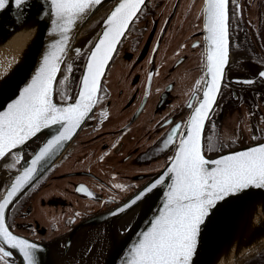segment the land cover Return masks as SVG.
I'll use <instances>...</instances> for the list:
<instances>
[{
    "label": "snow or ice",
    "instance_id": "1",
    "mask_svg": "<svg viewBox=\"0 0 264 264\" xmlns=\"http://www.w3.org/2000/svg\"><path fill=\"white\" fill-rule=\"evenodd\" d=\"M47 3L48 9L42 11L43 15L52 17L49 35L59 38L48 46L39 68L19 91L17 98L0 110V161H5L3 166L6 169H17L23 157L15 150L45 129L56 127L58 131L26 162V167L17 169L18 174L6 190L0 192V264H12L13 250L22 257L23 264H37L40 246L10 231L6 211L15 198L32 184L40 167L72 139L85 120L93 118V110L105 99L102 94L105 90L101 87L105 69L122 38H126L131 25L139 18L146 0H117L102 21L103 31L98 33L94 42L88 43L87 51L73 49L70 41L76 26L103 0H47ZM229 3L230 0H205L206 47L202 76L196 81L187 103L190 110L187 120L175 124L171 120L164 122L173 125L161 141V150L174 148L168 166L128 204L111 213L118 215L157 187L167 184L162 208L150 222V227L140 233V239L131 245L123 264H194L201 232L212 216L247 190L264 189V143L214 159L205 155V152L221 151L222 147H227H218L213 142L215 134L205 137L204 131L219 107L217 99L224 86L225 66L229 62ZM28 4L29 0H0V12L11 5L21 15ZM192 47L199 45L193 44ZM70 52L86 61L75 96L66 89L74 68L68 62ZM58 74L62 79H57ZM154 74L158 73H149V87ZM258 75L264 78V71ZM237 82L255 83L252 79ZM55 94H59L60 103L54 102ZM148 95L146 91L145 98ZM100 115L107 118L109 113L104 109ZM215 127L213 123L212 128ZM257 138L254 133L252 139ZM8 158L11 162H7ZM113 187L123 188L120 184ZM77 191L86 189L80 186ZM86 194L92 195L91 192Z\"/></svg>",
    "mask_w": 264,
    "mask_h": 264
},
{
    "label": "flooded vegetation",
    "instance_id": "2",
    "mask_svg": "<svg viewBox=\"0 0 264 264\" xmlns=\"http://www.w3.org/2000/svg\"><path fill=\"white\" fill-rule=\"evenodd\" d=\"M204 6L205 0H147L139 18L119 45L101 86L105 90L102 93L105 99L95 108L93 118L86 121L70 146L73 156L80 162L76 170L57 177L71 183L74 193L89 201H97L100 209L95 212L122 201L156 174L174 152V148L161 150V141L173 126L164 122L186 121L190 112L187 103L196 81L202 76L204 63ZM108 8L103 9V16ZM229 16V64L217 104L239 103L243 99L249 104L251 101L256 103V93H264V79L258 75L264 69V0H235L234 3L230 0ZM100 22L95 21L89 29L81 30L78 42L83 41V50L87 51ZM193 44L199 47L193 48ZM76 59L79 58L75 57L71 63ZM149 73H158L153 75L150 87ZM248 79L255 83L237 82ZM146 91L149 92L147 98ZM58 95L55 94V100L60 101ZM104 109L109 113L107 118L100 115ZM221 114V108H217L204 131L205 137L215 134L213 142L217 145L216 133L210 124L220 119ZM33 148L30 143L24 151L25 158ZM225 150L228 149L205 154L213 156ZM66 152L62 158L69 157L68 150ZM7 162L11 159L8 158ZM14 171L16 169L0 166V174L7 175L2 186ZM115 184L123 188L113 187ZM80 186L86 191L78 192ZM120 194L124 195L122 200L118 197ZM20 202L16 208L10 209L11 230L55 246L58 237L46 235L47 230L36 227V222L18 224ZM78 221L75 218L66 224L61 221L65 230L57 235L70 230ZM48 223L51 225L52 221ZM252 253L250 258L242 260L243 264H264V244ZM11 259L12 264H16V258Z\"/></svg>",
    "mask_w": 264,
    "mask_h": 264
},
{
    "label": "water",
    "instance_id": "3",
    "mask_svg": "<svg viewBox=\"0 0 264 264\" xmlns=\"http://www.w3.org/2000/svg\"><path fill=\"white\" fill-rule=\"evenodd\" d=\"M116 3L117 0H103V3L100 6H97L91 13H89L84 21L76 26L73 33V39L70 41L73 49L84 48L83 41L78 42V37L83 27L101 10L109 6L104 14V19L115 7ZM144 6L145 5H143L142 8ZM48 7L47 0H29L26 10L21 15H18L17 10L11 5L0 12V41L11 37L19 31H24L26 29L33 30V32L31 30L33 33V43L29 53L25 56L24 60H19L13 66L11 72L3 78L4 80L2 79L0 81V110H3L8 103L17 98L19 91L30 82L31 77L39 68L40 63L42 62V57L47 51L48 46L55 39L59 38L58 36L49 35V31L52 27V17L50 15H43L42 11V9L47 10ZM103 19L94 32L92 42L97 39L98 33L103 31ZM118 47L119 45L117 46V49ZM114 55L115 53L113 54V57ZM74 58L75 55L70 52L68 62L71 63ZM112 60L109 61V64L105 69V75ZM84 64L79 80L85 70ZM228 64L225 66V70ZM260 71H264V69H261ZM58 77L59 74L57 79ZM104 77L101 79V86ZM78 91L79 81L76 93ZM54 102L60 103L55 100V95ZM86 121L87 120H85L81 127L76 131L72 139L69 140L51 159L44 163L42 167H40L32 184L27 186L18 197L15 198L13 204L10 205L9 209L6 211V223L8 226L11 207L19 202L37 183H39L46 173H48L50 168L62 158L85 125ZM57 131L58 129L56 127L45 129L39 133L37 137L28 141L26 145L15 150L20 152L23 157L21 164L18 165L17 169L21 166L26 167V162L30 161L39 148L42 147L48 139L55 135ZM33 141H38V144L31 150L30 155L25 158L24 151ZM259 143H264V140L233 147L213 156L205 155L209 159H214L230 152L245 150L248 147L256 146ZM172 155H174V152ZM1 162L2 161H0V163ZM167 166L168 161L156 174L128 194L122 201L105 210L84 217L75 223L60 239L61 247H54L45 241H37L15 233L11 230L10 226L9 229L15 235L26 238L40 246L41 250L37 252V264H74L70 261V258L72 260L71 247L75 241L86 232H93L96 237V244L98 245L91 264H123L124 258L131 245L140 239V233L150 227V222L162 208L164 199L163 194L167 190V184L157 187L151 193L145 195L144 198L139 200L136 204L127 208L125 211L120 212L118 215H112L111 213L116 211L119 207L128 204L137 193L145 188V186L150 185L156 180ZM17 169L12 172L11 178L7 181L1 192L6 190L14 176L18 174ZM263 211L264 189L251 188L239 198H233L230 200L220 211L212 216L210 223L202 230L199 238L198 250L193 258L194 264H218L226 253L228 256L230 255V257L226 259L225 264H229L233 259L239 258L243 251H249L248 249L254 244L258 245L261 240H264V219L260 220L259 218L260 216H264ZM261 221L263 222L259 225ZM233 249L234 254H231ZM13 252L14 255L12 258H16V264H23L22 257L19 253L15 252V250H13Z\"/></svg>",
    "mask_w": 264,
    "mask_h": 264
},
{
    "label": "rangeland",
    "instance_id": "4",
    "mask_svg": "<svg viewBox=\"0 0 264 264\" xmlns=\"http://www.w3.org/2000/svg\"><path fill=\"white\" fill-rule=\"evenodd\" d=\"M255 12L256 11L254 10L253 13ZM97 15H95L82 30L89 29L88 24L92 20H95ZM103 17V15H100L99 21H101ZM84 62L85 58L81 57L72 63L74 65L73 72L70 74V79L66 84V89L72 96H75L76 94ZM262 63L264 64V62ZM58 78L62 79V75L59 74ZM255 98L256 103L251 101L250 104L245 99L239 103L227 102L224 105H221L220 102H218V108H221L223 113L221 114L220 119L214 122L216 127L213 130L216 133L218 147L227 145V147H222V149H231V146L233 145L241 146L254 142L252 139L254 133L258 137L257 139L263 138L262 140H264V131H261L264 130V93L257 92ZM58 99L60 100L59 95ZM250 113H253V115H249ZM212 124L213 123L210 124L211 127ZM31 143H33V147H35L38 142L33 141ZM71 148L72 147L68 149L67 156L69 157H64L60 159L57 164H54L42 180L37 183L20 202L22 207L19 211L20 216L18 224L20 225L21 222H36L37 224L34 223L36 224V227L40 226L41 229L47 230L46 235L51 234V238L58 237L55 242L57 244L54 247H61L59 239L67 232L65 231L63 234H59L60 236L57 235L65 230L62 228L61 221L63 224L68 223L71 218L72 220L75 218V220L77 219L80 221L84 217H87L85 215H93L97 213L95 211L100 209L97 201H89L77 193H74L71 190V183L67 182L66 179H57L61 173L63 174L66 173V171L76 170V167L80 162V159L77 161L73 156ZM4 164L5 163L1 162L0 166L4 167ZM5 177L7 178L6 173L3 174L4 181L6 180ZM3 187H1V189ZM118 197L123 198L124 195L120 194ZM122 198L120 200H122ZM77 213H79V215H77ZM48 221H52V226L49 225ZM97 246L96 237L93 232L82 234L72 246V260L70 258L71 263L91 264ZM80 249H82L83 254L80 252ZM257 251L258 250H256V252ZM251 253L252 251H249L250 256H247L245 259L250 258L253 255V253ZM243 261L239 264H243Z\"/></svg>",
    "mask_w": 264,
    "mask_h": 264
},
{
    "label": "bare ground",
    "instance_id": "5",
    "mask_svg": "<svg viewBox=\"0 0 264 264\" xmlns=\"http://www.w3.org/2000/svg\"><path fill=\"white\" fill-rule=\"evenodd\" d=\"M100 13V14H99ZM98 13V15L95 17V20H92L89 24L92 25L95 21H99V16L103 15L104 10H101ZM32 29H26L24 31H19L12 35L11 37L4 39L0 41V81L11 72L13 69V66L21 59L24 60L25 56L29 53L31 49V45L33 43V30ZM4 80V79H3ZM6 178V177H5ZM3 175L0 174V189L3 187ZM3 189V188H2ZM1 189V191H2ZM0 191V192H1ZM264 215V211H263ZM260 220L264 219L263 217H259ZM264 221V220H263ZM261 221L259 225L263 222ZM258 244V243H257ZM264 244V240L260 241L258 245L254 244L252 247H250L249 251H254L258 247L262 246ZM256 245V246H255ZM249 251H243L239 258L233 259L229 264H237L240 261H242L245 257L249 255ZM231 254H234V249L232 250ZM230 255L228 256L227 253L223 255L221 260L218 264H225L226 259H228Z\"/></svg>",
    "mask_w": 264,
    "mask_h": 264
},
{
    "label": "trees",
    "instance_id": "6",
    "mask_svg": "<svg viewBox=\"0 0 264 264\" xmlns=\"http://www.w3.org/2000/svg\"><path fill=\"white\" fill-rule=\"evenodd\" d=\"M20 202V201H19ZM19 202H17L14 206H12V207H14V208H16L17 207V204H19Z\"/></svg>",
    "mask_w": 264,
    "mask_h": 264
}]
</instances>
